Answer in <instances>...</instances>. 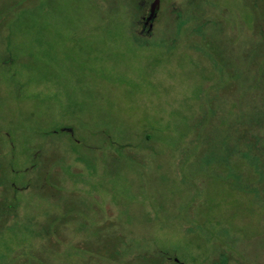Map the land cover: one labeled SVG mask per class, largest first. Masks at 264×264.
Instances as JSON below:
<instances>
[{
    "label": "rangeland",
    "instance_id": "rangeland-1",
    "mask_svg": "<svg viewBox=\"0 0 264 264\" xmlns=\"http://www.w3.org/2000/svg\"><path fill=\"white\" fill-rule=\"evenodd\" d=\"M0 0V264H264V0Z\"/></svg>",
    "mask_w": 264,
    "mask_h": 264
},
{
    "label": "water",
    "instance_id": "water-1",
    "mask_svg": "<svg viewBox=\"0 0 264 264\" xmlns=\"http://www.w3.org/2000/svg\"><path fill=\"white\" fill-rule=\"evenodd\" d=\"M160 4H161V0H154L153 3L151 4L149 15L147 17H145L146 22L151 21V27H150V29L153 26L154 19L158 15V11L160 9Z\"/></svg>",
    "mask_w": 264,
    "mask_h": 264
},
{
    "label": "flooded vegetation",
    "instance_id": "flooded-vegetation-1",
    "mask_svg": "<svg viewBox=\"0 0 264 264\" xmlns=\"http://www.w3.org/2000/svg\"><path fill=\"white\" fill-rule=\"evenodd\" d=\"M145 17L146 16H144L143 19H142V25H143V29L142 30L143 31H141V32L144 35L150 36L153 33V31L151 30L152 28L150 29V27H151V21L146 22ZM148 29H150V30H148Z\"/></svg>",
    "mask_w": 264,
    "mask_h": 264
},
{
    "label": "trees",
    "instance_id": "trees-1",
    "mask_svg": "<svg viewBox=\"0 0 264 264\" xmlns=\"http://www.w3.org/2000/svg\"><path fill=\"white\" fill-rule=\"evenodd\" d=\"M149 30V29H148Z\"/></svg>",
    "mask_w": 264,
    "mask_h": 264
}]
</instances>
